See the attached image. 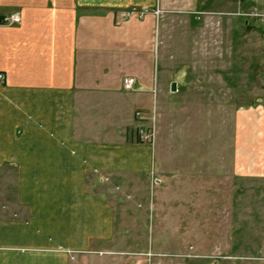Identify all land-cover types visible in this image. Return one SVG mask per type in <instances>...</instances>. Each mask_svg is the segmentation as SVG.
I'll use <instances>...</instances> for the list:
<instances>
[{"label": "crops", "instance_id": "1", "mask_svg": "<svg viewBox=\"0 0 264 264\" xmlns=\"http://www.w3.org/2000/svg\"><path fill=\"white\" fill-rule=\"evenodd\" d=\"M169 1L0 0V17L21 18L0 25V264L110 253L115 197L141 200L153 169L133 123L156 101L154 30Z\"/></svg>", "mask_w": 264, "mask_h": 264}, {"label": "rangeland", "instance_id": "2", "mask_svg": "<svg viewBox=\"0 0 264 264\" xmlns=\"http://www.w3.org/2000/svg\"><path fill=\"white\" fill-rule=\"evenodd\" d=\"M192 5L158 16L156 101L133 123H153L152 142L133 133L152 173L141 200L115 197L110 253L94 264H264V0Z\"/></svg>", "mask_w": 264, "mask_h": 264}, {"label": "built area", "instance_id": "3", "mask_svg": "<svg viewBox=\"0 0 264 264\" xmlns=\"http://www.w3.org/2000/svg\"><path fill=\"white\" fill-rule=\"evenodd\" d=\"M141 14L138 15L139 18H141ZM21 21V18L17 14H10L7 16L0 17V25H16L19 24ZM2 79V75H0V80ZM135 84V79L132 77H126L123 79L122 85L125 90H132L133 85ZM135 116L139 121H144L146 118L141 113V111H136ZM142 124L137 127V136L139 137L141 142H152L154 139L155 131L153 123L151 125H145Z\"/></svg>", "mask_w": 264, "mask_h": 264}, {"label": "water", "instance_id": "4", "mask_svg": "<svg viewBox=\"0 0 264 264\" xmlns=\"http://www.w3.org/2000/svg\"><path fill=\"white\" fill-rule=\"evenodd\" d=\"M176 90V85H175V83H171V85H170V91L171 92H174Z\"/></svg>", "mask_w": 264, "mask_h": 264}]
</instances>
